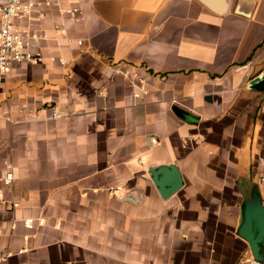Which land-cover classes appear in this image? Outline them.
I'll use <instances>...</instances> for the list:
<instances>
[{"label":"crops","instance_id":"1","mask_svg":"<svg viewBox=\"0 0 264 264\" xmlns=\"http://www.w3.org/2000/svg\"><path fill=\"white\" fill-rule=\"evenodd\" d=\"M38 11L16 20L41 34L44 60L15 63L0 83V264L252 256L237 234V179L259 181L264 198V91L247 86L264 70V0H51ZM141 78L148 92L136 96ZM171 163L184 184L164 198L149 167Z\"/></svg>","mask_w":264,"mask_h":264},{"label":"built area","instance_id":"2","mask_svg":"<svg viewBox=\"0 0 264 264\" xmlns=\"http://www.w3.org/2000/svg\"><path fill=\"white\" fill-rule=\"evenodd\" d=\"M51 0H0V83L5 82L15 63L38 64L44 60L40 50H35L33 45L41 37V34L32 26L31 23L20 24L17 22L18 17L30 19L32 17H42V12L38 11L40 5H49ZM72 15L75 14L73 9H69ZM62 33H66V29H61ZM81 43V41H79ZM59 60L66 63L64 57H52V60ZM136 96H141L148 92L144 79H140ZM56 111L52 113V117H59ZM188 140V139H187ZM186 140V141H187ZM5 183L10 184L14 180V172L12 165H7V171L3 177ZM264 184V176L261 177ZM19 203H13L17 206ZM25 225L29 228L34 227V219L26 218ZM26 250L20 249L19 252ZM11 252H7L1 256L3 261H7ZM241 264H264L263 261L256 260L254 257H245Z\"/></svg>","mask_w":264,"mask_h":264},{"label":"water","instance_id":"3","mask_svg":"<svg viewBox=\"0 0 264 264\" xmlns=\"http://www.w3.org/2000/svg\"><path fill=\"white\" fill-rule=\"evenodd\" d=\"M247 86L264 91V70L250 79ZM149 173L164 198L177 192L184 184L183 175L175 163L151 166ZM237 188L241 195L237 234L249 243L252 257L264 262V198L261 184L257 180L239 177Z\"/></svg>","mask_w":264,"mask_h":264}]
</instances>
